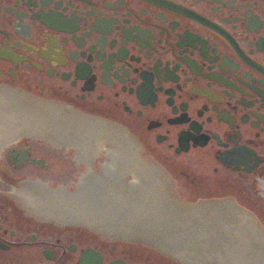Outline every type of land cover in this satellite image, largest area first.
Listing matches in <instances>:
<instances>
[{
  "label": "flooded vegetation",
  "instance_id": "flooded-vegetation-1",
  "mask_svg": "<svg viewBox=\"0 0 264 264\" xmlns=\"http://www.w3.org/2000/svg\"><path fill=\"white\" fill-rule=\"evenodd\" d=\"M18 105L117 130L163 201L219 204L222 239L264 264V0H0V106ZM5 129L0 264H170L16 196L80 201L112 144L99 163L74 134Z\"/></svg>",
  "mask_w": 264,
  "mask_h": 264
},
{
  "label": "bare ground",
  "instance_id": "bare-ground-1",
  "mask_svg": "<svg viewBox=\"0 0 264 264\" xmlns=\"http://www.w3.org/2000/svg\"><path fill=\"white\" fill-rule=\"evenodd\" d=\"M57 109L47 106H0V134L5 133V127L13 128L14 134H42L47 131L74 134L72 139L81 141V151H86L88 156L96 155L106 141L115 146L123 137L117 130L98 120H86L74 114L55 122ZM131 145L129 142L128 146ZM128 146H124L125 152L119 153H116V149L113 151V147L107 149V159L100 165L101 171L93 175V180L88 177L81 181L80 201H68L64 197L58 200V197L50 196L39 188L17 193L16 196L25 205L30 204L36 213L55 212L65 219L69 217L68 220L92 225L94 229L112 236L120 231H132L134 223L138 221L136 224L142 228H138L140 233L135 236L157 243L165 252H173L174 256L186 253L190 255L192 263L253 264L249 254L234 249V237L230 235L222 239L219 227L223 225L221 220L224 213L219 204H205L197 209L191 205L163 201L156 190L154 167L149 164L138 166L135 158H132L134 155H127ZM119 172L131 173L133 179L124 185L123 190L121 188L122 192L116 194L118 196L112 197L111 191L116 189L115 180ZM166 190L169 191V188L166 187ZM88 192L90 197H87ZM54 198L57 200L53 201ZM29 199L36 201L32 203ZM169 215L174 218L169 220ZM199 253L207 258L204 259ZM216 258H219V262L214 263L213 259Z\"/></svg>",
  "mask_w": 264,
  "mask_h": 264
},
{
  "label": "rangeland",
  "instance_id": "rangeland-1",
  "mask_svg": "<svg viewBox=\"0 0 264 264\" xmlns=\"http://www.w3.org/2000/svg\"><path fill=\"white\" fill-rule=\"evenodd\" d=\"M110 144H112L113 146V151H114V149H116L117 150V148L114 146V144L112 143V142H110V141H106L105 143H104V147H103V149L101 150H99V152L96 154V155H94L93 156V158L95 157V159H96V161L97 162H99V163H103V162H105L104 160H102V158H100V156L101 155H103V152L105 151L106 152V147L108 148L109 146H110ZM116 145V144H115ZM129 151L127 152L128 154V156H130L131 157V155H134L132 158H135L134 159V162L135 163H137L138 164V166H141V167H143V166H146V165H144L145 163H144V160H142L141 158H140V156L138 155V153H137V151H136V149L133 147V145H131V146H129ZM116 153H117V151H116ZM94 159V160H95ZM133 160V159H132ZM129 162V161H128ZM100 169V168H99ZM98 168H97V171L98 172H100V170H99ZM132 174L131 173H126V172H119V174L116 176V180H115V187H116V189L114 190V191H111V193H113V196L112 197H114V195H116V194H119V193H121L122 192V190H123V187H124V185L126 184V183H129V182H131L132 181ZM158 184H159V181L157 180V183H156V190H157V192H158V194H161V195H163L162 194V192H159V189H158ZM133 186V185H132ZM131 186V187H132ZM121 188H122V190H121ZM87 191H90V190H87ZM132 192H134L135 193V190H133ZM90 195L91 194H89V192H88V196L87 197H90ZM167 195V194H166ZM92 196H93V189H92ZM116 196H118V195H116ZM136 196V193H135V195H134V197ZM168 196H169V194H168ZM167 196V197H168ZM132 198V197H131ZM134 201L136 200V199H133ZM92 201H93V199H92ZM167 202V201H166ZM168 204L170 203V202H167ZM167 218L169 219V220H172L173 218H174V216L173 215H169V216H167ZM136 223H139L138 221L137 222H135L134 223V226L135 227H132V231H120V233H116L117 234V236L119 235H122V237H124L123 239H126V240H123L122 238H120V239H114L113 241H110V240H108L107 238H105V239H103V243L104 244H117V245H120V246H124V247H130V248H137V249H139V250H142V252H144L145 254H147V255H149V256H151L152 257V259L154 260V261H156V262H167V263H170V264H180V263H186V264H205V263H195V262H190V259H191V257H190V255H188V254H186V253H182V254H180L179 256H174L175 254L173 253V252H171V253H169V252H165V251H163V249L161 250H157V249H155V248H152V247H156V248H159V246L157 245V243H155V242H151V241H148V239H144V238H142V237H139V236H135V235H137L138 233H140V232H138L140 229H138V228H142L141 227V225L140 224H136ZM120 224V223H119ZM83 229V228H82ZM83 230H85V228L83 229ZM142 230V229H141ZM94 234V233H93ZM96 236L95 237H97V238H99V234H95ZM107 235H109V234H107ZM124 235H129V236H124ZM133 235V236H132ZM110 242H112V243H110ZM142 242L145 244H142ZM174 254V255H173ZM200 254V253H199ZM204 259L205 258H207V257H205L204 256V254H200ZM11 256L10 255H7V254H5V253H3V254H1V261H2V264H11L12 262H10V261H12L11 260V258H10ZM171 257V258H170ZM203 259V260H204ZM217 259V260H216ZM216 259H213V262L215 263V262H219V258H216ZM20 260V259H19ZM17 261L18 263L19 262H22V260H20V261ZM199 262V261H198Z\"/></svg>",
  "mask_w": 264,
  "mask_h": 264
}]
</instances>
